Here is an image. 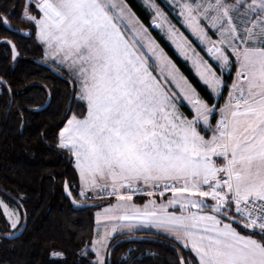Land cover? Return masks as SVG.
I'll return each instance as SVG.
<instances>
[{
    "label": "snow or ice",
    "instance_id": "snow-or-ice-1",
    "mask_svg": "<svg viewBox=\"0 0 264 264\" xmlns=\"http://www.w3.org/2000/svg\"><path fill=\"white\" fill-rule=\"evenodd\" d=\"M31 5L32 0H26L21 19L33 23L52 58L67 65L79 85V99L86 101V113L82 118L73 114L58 137L59 147L75 157L83 185L80 194H85L84 188L109 190L122 203L105 209L103 219L150 223L190 248L198 264H264V0H237L231 6L255 14L243 34L233 24L230 6L221 0L209 5L217 12L213 19L222 35L244 46L233 47L237 80L208 139L198 127L201 122L211 127L213 108L198 98L192 100L194 89L187 88L181 95L193 104L195 118L189 120L179 111L177 95L153 75L137 45L147 47L157 60L164 59L162 54L157 56L152 42L145 45L138 33L126 36L122 22L126 17L129 24L135 20L117 0H36L39 18L31 14ZM185 7L191 24L194 9ZM0 25L10 27L3 13ZM3 43L11 45L15 58V44ZM208 51L228 64L215 44ZM167 67L165 62L161 73ZM205 71L213 76L206 83L221 84L210 68ZM242 73L246 75L240 80ZM213 157L223 158L222 166ZM141 183L171 190L173 198L159 210L153 201L151 210L145 205L142 211L129 203ZM207 197L214 203L209 205ZM177 203L181 215L166 211ZM193 208L198 211L192 212ZM0 215L12 229L20 223V212L3 199ZM100 220L97 214V224ZM233 223L251 234L242 235ZM133 226L113 224L106 236ZM98 244L106 246L98 240L94 248ZM97 256V264H104L98 249ZM180 264H185L183 258Z\"/></svg>",
    "mask_w": 264,
    "mask_h": 264
},
{
    "label": "trees",
    "instance_id": "trees-1",
    "mask_svg": "<svg viewBox=\"0 0 264 264\" xmlns=\"http://www.w3.org/2000/svg\"><path fill=\"white\" fill-rule=\"evenodd\" d=\"M125 1L200 96L213 104L208 87L189 63L151 26L142 2ZM156 1L179 26L161 0ZM25 3L0 0V13L10 22V27L0 25V197L21 214L16 229L0 215V264H96L90 249L94 214L110 200L80 198L72 153L60 148L58 139L71 115L82 118L86 104L77 97L73 78L43 57L36 27L21 19ZM4 40L15 44L14 59ZM65 185L72 198L66 195ZM233 224L251 234V230ZM22 227L20 236L6 237ZM181 258L185 264H198L191 251L173 239L136 232L114 236L104 264H180Z\"/></svg>",
    "mask_w": 264,
    "mask_h": 264
},
{
    "label": "rangeland",
    "instance_id": "rangeland-1",
    "mask_svg": "<svg viewBox=\"0 0 264 264\" xmlns=\"http://www.w3.org/2000/svg\"><path fill=\"white\" fill-rule=\"evenodd\" d=\"M140 1L144 5V7L149 11L151 26L154 29H156L159 32V34L173 47V49L175 50V52L178 54L179 57H181L183 60L189 63L194 74L198 77V79L202 83L206 85V87H208L212 97L214 98L213 104H209L204 98L200 96V94L197 92L194 86L189 82L187 77L180 71V69L176 66L173 60L163 50L157 39L150 32L149 28L146 27L142 23V21L136 16V14L129 7L126 1L117 0L118 5L120 7H123L126 13L131 14V16L135 20L134 24H129L127 22V17H126L125 21L122 22L123 30L125 31L126 36L131 38L133 32H136L138 33L140 40L145 45H147L149 41L152 42L151 46L156 49L157 56L162 54L164 59L157 60L156 57L152 55L151 51H149L147 47H140V45H137L138 50L148 58V63L151 65L150 71H152L153 75L156 76L157 79L160 80V82L163 83L171 93H175L177 95L176 104L179 108V111L183 113V115L187 117V119L192 120L195 118V108L193 107V104L189 100L184 99L183 96L181 95L182 91L187 88L194 89L195 95L192 96V100L198 98L200 101L207 104L210 108H213V112L209 116V124L211 125V127L206 128L202 122L198 127V130L201 131L202 135H205L206 139L210 138L212 135V129H214L216 123L221 118L220 109L224 108L227 105L229 100V95L232 92V86L237 80V71L239 65L237 62V57L233 53V47L236 45L243 47L244 45L241 43L240 40L231 41L230 38L227 37V34L222 35L219 22L214 21L213 19V17L217 15V12L209 7V5H214L216 0H161L163 5L177 20L179 26L172 20L169 13L162 6H160L156 0H140ZM221 2L223 4L230 6V15L232 16L233 24L237 28L238 33L243 34L245 27L251 25V20L254 18L255 14H249L244 7H239V8L231 7L233 5H236L237 0H221ZM241 2L250 3L251 0H241ZM35 3L36 0H32L30 11L32 15H35L37 16V18H39L42 14L35 7ZM186 5H191L192 8L194 9L193 12L194 22H192L191 24L187 19L188 13L185 7ZM181 27L188 33L189 36L185 34V32ZM36 38L43 48V52H44L43 57L47 61L53 63L60 70L66 71L73 78L70 69L67 67V65L60 63L58 59H53L51 53L47 49V45L38 39L37 29H36ZM221 40H224L225 43L220 44L219 42ZM213 44H215L216 47L221 48L223 54L228 57L227 65H225L220 59L214 58L213 55L209 54L208 49L211 48ZM230 44L232 46H230ZM165 62H167L168 67L164 69L163 73H161V68H164ZM207 68L211 69V71L214 73L215 78L219 79L221 81V84L213 85L205 82V80L211 81L213 79V76L209 75L205 71ZM202 74H203V78H202ZM245 75L246 74L242 73L239 79L243 80L245 78ZM165 77L168 78L165 80L164 79ZM76 87H77V97H79V85L77 83H76ZM84 102L86 104V101ZM183 106L185 107V110L182 109ZM86 110H87V105H86ZM71 116L69 118H71ZM66 122L63 125V127L60 129V131L66 126ZM213 159L215 160L218 167L222 166L223 158L213 157ZM140 185L143 184L141 183ZM82 188L83 187L78 185V194L80 198L84 200L100 201V200L108 199L112 201L114 198L117 197L116 195L90 197L92 193L97 192L99 194L101 190L89 189V188H84L85 194L81 195L80 193ZM206 188L207 186L204 187L205 191ZM121 192L126 193L127 190L122 189ZM163 193H164L163 195H160V193H156L151 196H159L164 199L151 198L150 200H146V202H144L143 204L136 203L137 205L134 206L143 211L145 205H147L148 209L151 210L153 207L152 202L154 201L156 209L159 210L161 205H168V201L173 198V193L171 191L163 192ZM87 196H89L90 198ZM151 196H149L148 194L143 197L132 196V199L135 201V200L146 199ZM208 198L211 200V197H207V200ZM0 199L2 198L0 197ZM9 205L15 208L13 205L11 204ZM104 205H102V207L98 209L100 210L98 212L100 216L105 215V209L114 208V207H109L108 204L105 205V207H103ZM175 207H178L179 209L176 210ZM170 210H172V212L175 214H180V215L182 214V210L179 203L173 206L166 207V211L171 212ZM130 222H133V224L139 226H144V227L150 226V223L142 224L141 221L139 220L130 221ZM110 230H111V226H103V224H101L100 228L99 227L97 228V232L95 233V236L92 239L93 241L91 243L90 249L94 253L95 256L94 262L96 264L98 260L97 249L99 250L100 257L104 261L106 255L105 254L106 248L110 238L112 237L111 235L117 232V231L112 232L110 235L106 236V232H110ZM98 240L103 241V245L106 246H102L98 244L94 248L93 243Z\"/></svg>",
    "mask_w": 264,
    "mask_h": 264
},
{
    "label": "crops",
    "instance_id": "crops-1",
    "mask_svg": "<svg viewBox=\"0 0 264 264\" xmlns=\"http://www.w3.org/2000/svg\"><path fill=\"white\" fill-rule=\"evenodd\" d=\"M73 161H74V165H75V157L73 156ZM76 167V166H75ZM76 170H77V173H78V176H79V186H81V187H83V185H82V181H81V178H80V173H79V170L76 168ZM158 199V198H162V197H159V196H151V197H148V198H146V199H143V201L142 202H135L133 199L129 202L130 204H132V205H137L136 203H138V204H143L144 202H146V200H150V199ZM162 199H164V198H162ZM206 201H207V203L209 204V205H211V204H213L214 203V201H212V200H210L209 198H208V200H207V198H204ZM120 203H122L121 201H119L118 199H117V197L116 198H114L112 201H110L109 203H107L108 204V206L109 207H116L118 204H120ZM107 204H105V205H107ZM105 205L103 206V207H105ZM175 209L176 210H178L179 208L178 207H175ZM100 210H98V211H96L95 212V214H94V222H95V224H94V235H93V238H94V236H95V233L97 232V228L99 227L100 228V225L101 224H103V226H112L113 224H119V223H122V224H126V223H131V224H133V222H130V221H124V222H122V221H109V220H105V219H103V217H104V215H101L100 217H101V220H100V223L99 224H97V214H98V212H99ZM171 212H169V211H167L168 213H173L172 212V210H170ZM191 211L192 212H195V211H198L197 209H191ZM175 214V213H174ZM176 215H180V214H176ZM221 219L222 220H224V222H229L228 220H227V218L226 217H221ZM142 224H147V223H143V222H141ZM134 226L133 227H131V228H118L117 229V232L116 233H114V234H112L111 236V238H110V240L114 237V236H116V235H119V234H132V233H136V232H143V233H151L152 235H159V236H164V237H168V238H170V239H173L174 241H176L175 240V238H174V236L173 235H170V234H168L167 232H165V231H163V230H159V229H157L155 226H153L152 224H150V226H148V227H144V226H139V225H135V224H133ZM233 227L234 228H236L237 229V231H239L242 235H250V234H248V233H245V232H242V231H240L234 224H233ZM254 238H256V237H254ZM257 239V238H256ZM110 240H109V242H110ZM93 241V240H92ZM109 242H108V244H109ZM179 245H181L182 247H183V245L180 243V242H178V241H176ZM107 247H108V245H107ZM183 248H185V247H183ZM185 249H188V250H190V248H185ZM106 250H107V248H106ZM191 251V250H190ZM105 254H106V252H105ZM194 254V253H193ZM195 255V254H194Z\"/></svg>",
    "mask_w": 264,
    "mask_h": 264
},
{
    "label": "built area",
    "instance_id": "built-area-1",
    "mask_svg": "<svg viewBox=\"0 0 264 264\" xmlns=\"http://www.w3.org/2000/svg\"><path fill=\"white\" fill-rule=\"evenodd\" d=\"M138 187L141 189L140 191H137V192H135V193H133L132 194V196H136V197H143V196H145V195H147V193L149 192V191H151V192H153V194H156V193H161V192H170L171 190H169V191H164V189H163V187L161 186V187H159V188H151V187H147V186H145V185H138ZM208 190V188H206V191ZM108 191L109 190H105V191H101V192H99V194L97 193V192H94V193H92L91 195H90V197H99V196H110L109 194H108ZM87 197H89V196H87ZM89 197V198H90ZM233 211H234V209H233Z\"/></svg>",
    "mask_w": 264,
    "mask_h": 264
},
{
    "label": "water",
    "instance_id": "water-1",
    "mask_svg": "<svg viewBox=\"0 0 264 264\" xmlns=\"http://www.w3.org/2000/svg\"><path fill=\"white\" fill-rule=\"evenodd\" d=\"M4 41H5V40H4ZM8 41H9V40H8ZM9 46H10V49H11V45H9ZM11 52H12V49H11ZM16 53H17V51H16ZM16 55H17V54H16ZM16 55H15V57H16ZM12 58H13V52H12ZM13 59H14V58H13ZM69 192H70V190H69L68 186H67V190H66V185H65V193H66V195H67L69 198H72V196L69 195ZM70 193H71V192H70ZM22 231H23V227L20 228L19 230L15 231V232H12V233H8V234H6V237H7L8 239H14V238L20 236V234L22 233Z\"/></svg>",
    "mask_w": 264,
    "mask_h": 264
}]
</instances>
